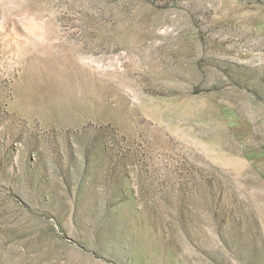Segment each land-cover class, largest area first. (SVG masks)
I'll return each mask as SVG.
<instances>
[{
    "label": "rangeland",
    "instance_id": "obj_1",
    "mask_svg": "<svg viewBox=\"0 0 264 264\" xmlns=\"http://www.w3.org/2000/svg\"><path fill=\"white\" fill-rule=\"evenodd\" d=\"M0 264H264V0H0Z\"/></svg>",
    "mask_w": 264,
    "mask_h": 264
}]
</instances>
